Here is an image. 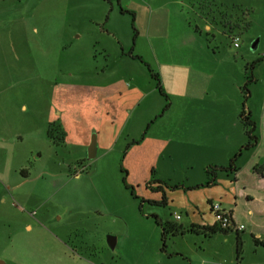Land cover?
I'll return each instance as SVG.
<instances>
[{
    "label": "rangeland",
    "instance_id": "rangeland-1",
    "mask_svg": "<svg viewBox=\"0 0 264 264\" xmlns=\"http://www.w3.org/2000/svg\"><path fill=\"white\" fill-rule=\"evenodd\" d=\"M143 1L0 0L2 264H264V246L255 241L264 240V179L253 172L264 163V0ZM149 24L150 36L144 30ZM106 28L120 35H108ZM122 46L160 73L170 105L165 109L168 101L148 67L132 56L150 89L143 110L148 121L137 123L138 138L131 137L121 152L116 146L89 160L79 146L61 140L63 128L54 122L57 95L69 85L64 95L72 114L82 112L76 120L82 126L95 113L93 98L73 87L89 82L88 71L105 64L102 48L112 60ZM169 65L190 67L181 78L185 83L172 80ZM179 86L188 94L208 86L207 101L188 103ZM207 107L224 108L227 121L240 128L217 145L194 140L190 132H179L170 144L143 142L174 124L193 125V117L184 120L185 110ZM242 110L259 137L250 149L243 148L248 137ZM241 149L236 183L235 174L220 166ZM215 166V196L222 198L211 202L233 209L242 227L206 235L191 227L214 217L208 203L195 201L207 195V168ZM155 215L185 228L168 233L164 251Z\"/></svg>",
    "mask_w": 264,
    "mask_h": 264
},
{
    "label": "crops",
    "instance_id": "crops-1",
    "mask_svg": "<svg viewBox=\"0 0 264 264\" xmlns=\"http://www.w3.org/2000/svg\"><path fill=\"white\" fill-rule=\"evenodd\" d=\"M141 3L145 5L150 4L147 2V0H144ZM156 12L157 11H153L152 18ZM103 20L104 19L102 18L101 22H103ZM107 20L108 18H106V21ZM151 23L152 19L150 21V24ZM150 24L144 29L147 31L149 36L154 31V29H151ZM105 31L108 35H112L113 37L120 35L118 29L114 30L106 28ZM143 33H145V31L138 32L139 35H142ZM126 49L122 46V51L120 52L119 56L111 60L110 52L106 48H102L103 55L105 56V64L100 66V68L98 67L97 69H90L88 71L89 82L80 81V85L73 87L74 93H78V89L84 90L88 97L90 96L91 99L93 98L95 113L93 114V117L86 116V118H83L82 126H77L79 124L76 123V120L79 122L81 121L80 118L83 117L82 112H75V114H72L70 112L71 103H67L66 96L64 95L66 87L69 85H63L62 93L57 95L59 115H57L56 119H54V122L58 123L59 121L60 127L63 128L62 131L64 132L65 143L71 144L73 146H79V150L83 151L81 154L86 156L89 160H96L100 158V151H103L101 153L103 155L106 153V151H109L116 146L118 149L121 147L119 151L117 149L118 152H121L124 147L123 145H125L124 143L129 141L131 137H134L135 139L138 138L137 136H133L134 133L140 131V128H137L139 127V124L137 123L141 121V124L142 122L145 124L148 121V116L143 112V110L144 104L148 99L150 100V89L147 91L146 87L144 86L145 83L143 82L144 77L137 72L138 68H136L130 62H134V60L132 56L127 54ZM165 63L166 65L169 64L167 62ZM166 67H168V70L171 71V76L173 78L172 80H181V78H183L182 75L191 71L190 67L185 66L175 67L169 65ZM128 77H130V80ZM203 78L206 79L205 74H203ZM182 82L185 83V80ZM179 87L180 93L182 94L181 98L186 99V101L190 103L200 99L203 100L207 94L206 89L208 86H205V88L192 90L193 93L190 90L189 94L186 88L182 86ZM168 89L170 91V88ZM174 89L175 88H173V90ZM204 100L207 101L206 98ZM184 116V120H191L193 117V125H189L185 121L184 126L182 124H174L169 126L164 131L163 135L160 134L155 136L149 134L143 139V142L156 139L163 145L164 143L170 144L173 140L172 137L177 136L179 132H190L191 134H189V137L194 140L201 141L204 139L208 143L217 145L216 143L218 141H222L226 138L228 131L231 132L233 128L236 130V126H239V128L241 126V124H236L234 121H227L226 111L224 108H187L185 110ZM86 119L89 120L87 121ZM196 120H199V123H195ZM93 132L96 133L97 137L96 135L92 136ZM138 144L139 143L132 145L130 150H128L125 155H130L134 148L139 146ZM256 166L258 165L256 164ZM253 169L254 173L257 172V174L262 177V179H264V173L262 174L258 172L255 169V166ZM234 174L236 176L235 182L237 183L239 171L234 172ZM217 187V184L208 186L209 189H206L208 191L207 195L200 201H195V203H208V206L211 209V201L217 198H222V196H215L217 195ZM192 192H194V190ZM226 210L231 213L233 221L237 225L238 223L234 210ZM214 223L215 217H213L212 222L207 224L204 222H193V224L198 225H213ZM259 239L261 240V237H259ZM2 263L3 262L0 260V264Z\"/></svg>",
    "mask_w": 264,
    "mask_h": 264
},
{
    "label": "trees",
    "instance_id": "trees-1",
    "mask_svg": "<svg viewBox=\"0 0 264 264\" xmlns=\"http://www.w3.org/2000/svg\"><path fill=\"white\" fill-rule=\"evenodd\" d=\"M108 1H111V0H108ZM123 11L124 10L122 9V12ZM134 41H135V38H134ZM130 55L133 56V57H137L141 62L146 64V66L148 67V70L150 72L151 77L155 80L156 88L161 93V95H163L165 97V99L168 101V99H169L168 98V94L166 93V91H165V89L163 87L162 79L160 77L159 72L154 71L151 68V66L149 65V63L146 62L142 58V56L134 55L132 53V51L130 52ZM249 81H250V77H248V81L244 84L243 90L249 91V89H248ZM169 105L170 104H169V101H168V103L165 106V109H167L169 107ZM240 118L244 122V124L246 125V131L245 132H246L247 137H248V141H247V143L245 145H243V148L244 149H250L252 147H255L258 144V141H259V137L256 134V123H255V121L251 119V117L249 116V114H247L245 112V110H242L240 112ZM52 128L49 129L48 134L50 135V138L54 142H56L57 138L55 137V134H54L55 131L52 130ZM61 140L62 141L64 140V132L62 134V139ZM241 153H242V149L235 154L234 158L231 159L230 164L228 166H225V167L224 166H220V168L222 170H225V171L229 172V173L237 172L238 171V166H237L236 161H237V158L241 155ZM215 168H217V166H215L214 168H212V167L207 168V173L209 174L208 175L209 177H208V180H207V182L205 184L212 185V184L216 183V170H215ZM255 169L258 172L263 174L264 173V163L262 165L255 166ZM22 172H25L26 175L28 174V171H26V169H23ZM159 189L163 190V187L160 186ZM163 200L164 201L166 200V194L165 193L163 194ZM155 218H156V222L161 227V240H162V248L161 249L164 251V250H166V247H167L166 239H167L168 233L169 232H173V233L181 232V233H184L185 230L183 228V230L180 231L179 228L177 227L178 225L176 226V224H174L172 222H169V221L164 222L163 220H161L156 215H155ZM191 229L194 230V231H197L199 233H204L206 235H210L212 233H215V232L221 230L222 228H220L219 224L217 222H215L213 225L192 224ZM226 230H228V229H226ZM255 241H256L257 245H263L264 246V240H260L259 238H257V239H255ZM241 250H242L241 239L238 237V242H237V254H238V256H240Z\"/></svg>",
    "mask_w": 264,
    "mask_h": 264
},
{
    "label": "built area",
    "instance_id": "built-area-1",
    "mask_svg": "<svg viewBox=\"0 0 264 264\" xmlns=\"http://www.w3.org/2000/svg\"><path fill=\"white\" fill-rule=\"evenodd\" d=\"M235 42V46H239L238 43V37L233 38ZM211 210L215 217V222H217L222 229H228L230 227H236L235 229L240 230L241 226L236 225L233 222V218L231 216V213L227 211L225 208H223L222 204L219 202H212L211 203ZM177 218H179V215H177Z\"/></svg>",
    "mask_w": 264,
    "mask_h": 264
},
{
    "label": "water",
    "instance_id": "water-1",
    "mask_svg": "<svg viewBox=\"0 0 264 264\" xmlns=\"http://www.w3.org/2000/svg\"><path fill=\"white\" fill-rule=\"evenodd\" d=\"M114 239L112 237H110V244L113 246L114 245Z\"/></svg>",
    "mask_w": 264,
    "mask_h": 264
}]
</instances>
